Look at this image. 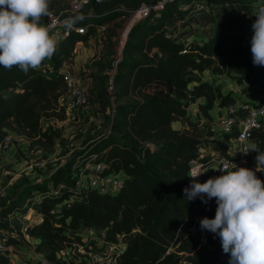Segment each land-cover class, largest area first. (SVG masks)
<instances>
[{
    "label": "trees",
    "instance_id": "obj_1",
    "mask_svg": "<svg viewBox=\"0 0 264 264\" xmlns=\"http://www.w3.org/2000/svg\"><path fill=\"white\" fill-rule=\"evenodd\" d=\"M143 1L110 0L101 13L99 4L92 3L96 15L78 19L75 26L88 25L93 32L97 25L127 16ZM196 1L205 0L169 1L133 26L115 77L110 129L75 152L49 181L27 185L5 203L0 234L6 232L3 221L9 227V216L26 212L30 206L40 214L41 222L29 234L38 240L36 250L45 253L50 264H75L66 254L74 249L73 244H85V234H79L82 230L95 231L107 245L123 243L126 249L117 264H219L230 258L223 253L219 237L200 228L202 218L215 217V199L203 205L199 197L186 201L183 192L199 144L212 142L215 149L227 151L225 139L203 141L191 134L198 124L189 108L196 104L199 113L209 119L216 106L225 108L237 100L235 90H224L223 85L207 80L203 77L206 72L231 79L239 91L264 96V68L253 64L251 53L252 24L264 0H206L215 6L212 12L194 10ZM193 23L212 25V35L191 42L183 39L184 30ZM88 39L73 30L57 41L50 58L27 73L18 67L0 66V141L7 135L5 129L12 128L30 139L53 143L58 132L51 125L44 126L65 114L59 102L66 92L60 69L71 61L77 43ZM98 97L101 100L104 94ZM107 103L112 108L109 96ZM175 122H181L183 128L175 129ZM254 138L264 151V128ZM78 160L102 164L105 170L77 165L76 174L121 173L123 189L113 194L86 187L78 192V179L67 170ZM257 176L264 181V172ZM50 185L63 188L52 194ZM7 233L0 264H17L20 258L27 261L18 251L8 250L10 245L20 249L23 245L12 237V231Z\"/></svg>",
    "mask_w": 264,
    "mask_h": 264
},
{
    "label": "built area",
    "instance_id": "obj_2",
    "mask_svg": "<svg viewBox=\"0 0 264 264\" xmlns=\"http://www.w3.org/2000/svg\"><path fill=\"white\" fill-rule=\"evenodd\" d=\"M110 0H67V8L61 14L51 13L49 18L45 17L43 20L45 23H50L52 25V34L55 35L56 40H60L64 37L70 35V33L75 30L77 34L88 36L89 39L96 35H103L108 28L106 24H100L93 28V32H90L88 25H82L81 27H76L75 23L80 18H91L96 15V12L92 9L91 4H103ZM172 0H163L158 2L156 5H152L151 2L143 1L140 3L139 7L133 12H129L127 16L123 18L131 17L133 22H138L149 16L151 10L160 11L164 8L165 4ZM192 7L194 10H202L204 12L215 11V6L209 5L207 1L204 2H193ZM227 10L233 12V9L227 5ZM128 34L125 35L127 39ZM79 44V43H78ZM123 44V43H122ZM121 44V45H122ZM77 49L73 51L72 59L75 57ZM187 51H183L185 54ZM122 53L113 62L111 69L107 73L106 90L109 93L111 102L113 106L111 112L114 115L116 100V85L115 77L118 67L122 61ZM264 68V66H259ZM60 75L66 86V92L60 99V105L65 111L68 121L75 120L76 114L90 105V95L88 89L81 83L80 74L73 67L71 61L65 62L61 69ZM225 112L223 116L217 118V125L219 127V137H213L219 140L225 139L227 145V151L222 152L217 149L210 147H204L201 143L197 147V157L190 160L189 169L187 173L186 188L192 183L190 176V169L198 165H203V170L206 171L205 174L197 178V182L204 183L209 178L217 177L222 175L218 171L224 161H232L239 167H246L255 170V152H252V145H257L254 133L258 130L264 128V96H261L260 101H237L224 108ZM14 137L12 134H7L0 141V160L5 157L10 151L13 143ZM247 154H244L246 153ZM94 169L99 172L105 170V166L102 164L92 165ZM259 172H257L258 174ZM77 183L76 190L82 192L86 187L98 190L102 193H117L121 191L125 185L124 176L119 174L103 176L99 173L84 175L76 174ZM63 186L54 188L50 185V192L52 194H59ZM39 199V196H37ZM206 198V197H205ZM202 201V200H201ZM203 205H206L202 202ZM29 208V207H28ZM32 209H29V211ZM32 215V213H30ZM37 214V212H36ZM35 214V215H36ZM9 221L13 222L18 228H20L21 235L12 234L13 238L19 239L23 243V248L18 249L17 246L10 245L8 250H16L20 255L29 256L36 260L34 257H38L40 253L37 252L33 245L29 249L25 248L26 244L24 241L30 242L32 237L29 234V230L35 225L41 222L40 217L34 219H29L24 217V214L15 213V216H9ZM8 232V231H7ZM3 232L0 234V249L5 248L8 233ZM85 238L83 242L85 244H73V247L78 252L79 258L75 264H80L84 261L88 264H117L119 256L126 249L123 243L117 245H107L99 238L95 231L85 230ZM24 240V241H23ZM25 244V245H24ZM72 249L67 250L66 255H71ZM74 254V252L72 253ZM27 257V258H29ZM40 264H46V262L40 257ZM184 264H187L184 262ZM225 264H228L226 262Z\"/></svg>",
    "mask_w": 264,
    "mask_h": 264
},
{
    "label": "clouds",
    "instance_id": "obj_3",
    "mask_svg": "<svg viewBox=\"0 0 264 264\" xmlns=\"http://www.w3.org/2000/svg\"><path fill=\"white\" fill-rule=\"evenodd\" d=\"M51 0H0V66L18 67L25 73L37 69L57 47L49 18ZM251 38L252 62L264 66V7L255 14ZM255 170L224 161L222 175L197 182L203 165L190 169L192 183L183 190L186 201L199 197L205 204L215 199V217L200 220L202 231L219 237L228 264H264V151L255 144ZM244 154H247L244 153ZM206 197V198H205Z\"/></svg>",
    "mask_w": 264,
    "mask_h": 264
},
{
    "label": "rangeland",
    "instance_id": "obj_4",
    "mask_svg": "<svg viewBox=\"0 0 264 264\" xmlns=\"http://www.w3.org/2000/svg\"><path fill=\"white\" fill-rule=\"evenodd\" d=\"M146 1L151 2L152 0ZM108 3L109 1L99 4L98 7L100 11L98 13L107 10ZM67 5V0H51L50 12L59 15L67 8ZM184 8H186V6ZM132 23L131 18L127 17L122 18L116 23L108 25L107 31L102 35L103 45L101 46V44H99V48L97 47L96 49V56L89 59L85 64L87 72L90 71L87 78L92 80L90 83V85H92V105L90 108L85 110L86 112L81 110L78 114L74 115L75 120L73 121H68L67 116L64 114L61 115L62 119L59 121L62 122V124L56 123L57 120H60L58 118L52 119L50 122H45V128L47 125H51L59 134V136L54 139L52 144L45 139L33 140L19 131L15 132L18 136L22 135L23 139L20 143L13 140L17 147L16 154L19 162L16 164L4 162L3 160H5L6 156L0 160V212L2 206L11 199L15 198L19 191L27 185L49 181V178L54 171L67 166V163L73 159L75 152L82 150V148L86 146L89 141L106 132L111 119H113V116L111 117V108L109 109V104L107 103V96H109V93L105 90L107 73L111 69L113 62L119 57V54H123V49L127 41L125 35L129 32ZM212 27V25L204 26L202 23H193L186 28V30H184L187 34L183 36V39L188 38V41L191 42L194 41V39L209 37L212 35ZM87 72H84L83 74ZM220 84L226 89H236L237 95L240 94L241 97L248 99L251 103L261 100V97L254 95V93L249 94V92L239 91L238 86L229 78H220ZM99 94H104L103 99H99ZM215 109L214 115H216V117L226 115L223 113L224 108L222 110L217 106ZM194 122L198 124V126L195 127V130L191 132V134L195 137L203 141L206 139H213V137H219L217 118L208 119L201 115V117H198ZM203 144L204 147L214 149V144H212V142H204ZM1 162L5 165L1 164ZM77 165L84 166L85 169L93 168L92 164L84 163L82 160H78L72 168H67L68 172L76 175L77 171L75 170V167ZM17 189L18 192H16ZM33 197L38 199L35 195ZM28 207L32 210L29 211L27 208L26 212L23 211L17 213H22L24 214V217L29 219L38 218L40 216V214H36V210L33 207ZM30 213H32V215ZM2 224L5 227V229L3 228L4 231H12L15 234L21 235L20 228H18V226H16L13 222L8 224L9 227L5 221H3ZM82 233H85V230L79 232V234ZM24 243L26 244H24L26 246L25 248L28 247L26 251H29L32 245L33 248L37 247L38 240L32 238L30 242L25 240ZM20 244L23 245L22 242H20ZM70 252L71 255L68 256H71L76 263L77 258H79L80 255H78L75 248ZM73 252L74 254H72ZM23 257L25 258L26 256ZM40 257L46 262V264H50L46 259L45 253H40L39 258L34 257L36 260L29 257L27 258V261H25L20 258L19 264H40ZM228 261L229 258L227 257L219 264H225ZM83 264L88 263L83 262Z\"/></svg>",
    "mask_w": 264,
    "mask_h": 264
},
{
    "label": "crops",
    "instance_id": "obj_5",
    "mask_svg": "<svg viewBox=\"0 0 264 264\" xmlns=\"http://www.w3.org/2000/svg\"><path fill=\"white\" fill-rule=\"evenodd\" d=\"M122 18L123 17H120V18L116 19L115 21L111 22L110 24L116 23L119 20H121ZM131 20H132V18H131ZM132 22H133V20H132ZM136 23L137 22H133L132 23L131 28L129 29V32H127L128 35H129L130 31L132 30L133 26ZM78 43H77V45L75 47V49H77V51L75 53V57H74V59L71 60V62L73 64V67L80 74L81 83L89 91V95H90V105L88 107H86V108L83 109V111H85L88 108H90V106L92 105V97H91L92 85H90V83L92 82V80H90V79L87 78V76H89V74H90V71L87 72V70L85 69V64L87 63V61L89 59H92L93 57L96 56V54H97V50L96 49H97V47L99 48V44H101V46L103 45L102 35H96L93 38L88 39L87 41H81V42H78ZM84 72H87V73L83 74ZM82 74H83V76H82ZM204 78H206L209 81L215 82L216 84H220V78H222V76L215 75L212 72H206V73H204ZM230 89L236 91V89H233V88H230ZM224 90H228V89L224 88ZM109 98H110V96H109ZM236 98H237V101H248V99H246L244 97H241L240 94H238V95L236 94ZM110 101H111V99H110ZM112 106H113V103H112ZM221 109L223 110V108H221ZM215 110L216 109L214 108V110L211 111L212 118H218L219 117V116L216 117V115H214V111ZM224 112H225V109H224ZM189 114H190L192 120H194V121H196L198 117H201V114L199 113V109H198V107H197L196 104L191 105V107L189 108ZM112 116H113V114L111 115V117ZM85 120H87V119H85ZM59 121H61V120H57L56 123L57 124H62V122H59ZM173 127L175 129H177V130H180V129L183 128V125H182L181 122H175V123H173ZM109 129L110 128L108 126V129L107 130H109ZM5 130L7 131V134H12L13 135V137L15 138L14 139L15 141H17V142L20 143L23 140L22 139V135H19L18 136V134L15 133L16 131H14V129H12V128H9V129L6 128ZM33 140H37V139H33ZM16 153H17V147H16L15 142H14L13 145H12V147H11V149H10V151L6 155L5 160H3V161L4 162H9V164H16L17 162H19L17 160V154ZM2 162H1V164H4ZM16 192H18V189L16 190ZM17 248L20 249L19 246ZM17 264H19V262Z\"/></svg>",
    "mask_w": 264,
    "mask_h": 264
}]
</instances>
